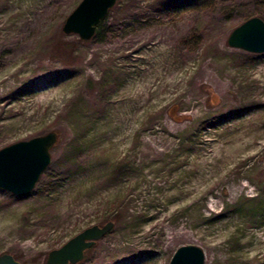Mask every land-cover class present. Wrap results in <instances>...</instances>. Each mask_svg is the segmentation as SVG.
<instances>
[{
	"label": "rangeland",
	"instance_id": "rangeland-1",
	"mask_svg": "<svg viewBox=\"0 0 264 264\" xmlns=\"http://www.w3.org/2000/svg\"><path fill=\"white\" fill-rule=\"evenodd\" d=\"M80 1L0 0V149L59 134L29 195L0 189V254L112 221L78 264H264V52L228 44L264 0H116L90 40L62 32Z\"/></svg>",
	"mask_w": 264,
	"mask_h": 264
},
{
	"label": "water",
	"instance_id": "water-1",
	"mask_svg": "<svg viewBox=\"0 0 264 264\" xmlns=\"http://www.w3.org/2000/svg\"><path fill=\"white\" fill-rule=\"evenodd\" d=\"M116 0H81L65 18L62 32L77 34L90 40ZM228 44L247 52H264V21L250 17L228 35ZM59 140V134L50 131L27 140L17 141L0 149V189L15 196L31 193L41 174L51 162L50 151ZM114 222L92 225L78 232L63 245L48 252L44 264H78L84 253L96 241L107 235ZM205 253L196 245H182L173 253L169 264H204ZM0 264H24L12 254H0Z\"/></svg>",
	"mask_w": 264,
	"mask_h": 264
},
{
	"label": "trees",
	"instance_id": "trees-1",
	"mask_svg": "<svg viewBox=\"0 0 264 264\" xmlns=\"http://www.w3.org/2000/svg\"><path fill=\"white\" fill-rule=\"evenodd\" d=\"M162 6H163V5H162ZM171 7H172V6H170V5H168V6L165 5V6H163V9H169V8H171ZM100 26H101V23H100L99 25H97V27H96V29H95V31H96L95 34H98V33H99L98 30H99ZM95 34H94V35H95Z\"/></svg>",
	"mask_w": 264,
	"mask_h": 264
},
{
	"label": "bare ground",
	"instance_id": "bare-ground-1",
	"mask_svg": "<svg viewBox=\"0 0 264 264\" xmlns=\"http://www.w3.org/2000/svg\"><path fill=\"white\" fill-rule=\"evenodd\" d=\"M237 191H240L238 188L236 189ZM241 191H242V189H241ZM180 232L178 231V232H173V231H168L167 232V237L169 238V236H175V235H178Z\"/></svg>",
	"mask_w": 264,
	"mask_h": 264
}]
</instances>
